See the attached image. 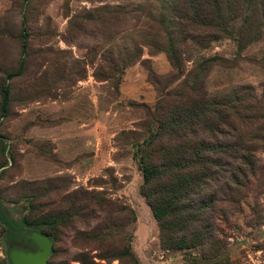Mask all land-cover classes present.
Here are the masks:
<instances>
[{
  "label": "rangeland",
  "instance_id": "obj_1",
  "mask_svg": "<svg viewBox=\"0 0 264 264\" xmlns=\"http://www.w3.org/2000/svg\"><path fill=\"white\" fill-rule=\"evenodd\" d=\"M4 88L0 214L24 239L7 248L0 225V264L36 249L30 204L58 221L48 264H264V0H0V107ZM167 95L225 106L238 133L214 118L155 142L198 147L217 172L196 189L210 238L182 250L161 247L141 192Z\"/></svg>",
  "mask_w": 264,
  "mask_h": 264
},
{
  "label": "trees",
  "instance_id": "obj_2",
  "mask_svg": "<svg viewBox=\"0 0 264 264\" xmlns=\"http://www.w3.org/2000/svg\"><path fill=\"white\" fill-rule=\"evenodd\" d=\"M197 0H190L191 3ZM237 1V0H236ZM193 6V4H191ZM214 11H210L212 13ZM218 16L221 11L215 10ZM226 16H230L225 13ZM210 21H214V16H209ZM24 22L22 21L21 45H24L26 39V31L24 29ZM226 35L231 34L225 32ZM232 38V37H231ZM170 58L171 55L167 54ZM176 61V60H175ZM20 65L14 72L8 73V77H12L19 72ZM164 103L159 102L157 106V125L156 130L145 143V147L140 151L139 162L142 171L143 183L141 192L146 200V203L155 219L159 229V242L164 249H187L203 244L207 241L208 226L211 225V204L207 201V197L198 196L197 187L203 183L205 179L215 180L217 178L216 170L212 167L215 165L214 161L208 163L212 169L210 171L203 170L202 152L195 146H188L187 144H173L171 146L155 145L158 139L164 132L171 131L178 128H189L191 125H202L211 127L215 118L218 122L221 121L226 127L219 129L215 124L212 129H216L217 133H228L233 136L237 133V129L232 127L225 117L226 107L221 106L211 107L205 104L204 101L196 97L188 98V96L174 95L169 96ZM2 106L1 111L5 110L8 102V89L4 88L1 92ZM220 108V109H219ZM228 128V129H227ZM206 129V128H205ZM209 150H217L219 145H208ZM190 147V149H189ZM242 157V156H241ZM240 157V158H241ZM243 163L247 165L250 171L256 169L257 163L253 157L247 155L243 158ZM185 165L192 167L198 166L196 170H185ZM241 167H235V173L243 174L239 171ZM231 173V178L236 180V174ZM242 185V183H239ZM0 225L4 232L2 237L9 246H20V238H22L21 231L23 229L13 224L4 222L0 214ZM23 222L33 223L37 227H31V230H36L45 235L51 242V252H53V245L56 240L55 230L57 229V222L51 215L42 214L35 206L30 204L29 219L22 217ZM210 221V222H209ZM129 253V250H127ZM49 255V256H50ZM7 264H11L9 255L7 254ZM49 258V257H48ZM48 264V259L46 260Z\"/></svg>",
  "mask_w": 264,
  "mask_h": 264
},
{
  "label": "water",
  "instance_id": "obj_3",
  "mask_svg": "<svg viewBox=\"0 0 264 264\" xmlns=\"http://www.w3.org/2000/svg\"><path fill=\"white\" fill-rule=\"evenodd\" d=\"M35 243L34 251L13 250L10 253L11 264H46L51 252L50 240L42 234L30 233L27 235Z\"/></svg>",
  "mask_w": 264,
  "mask_h": 264
}]
</instances>
